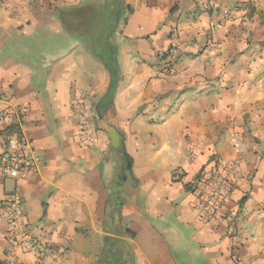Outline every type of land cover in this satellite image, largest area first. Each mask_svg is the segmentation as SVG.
Wrapping results in <instances>:
<instances>
[{
    "label": "crops",
    "instance_id": "1",
    "mask_svg": "<svg viewBox=\"0 0 264 264\" xmlns=\"http://www.w3.org/2000/svg\"><path fill=\"white\" fill-rule=\"evenodd\" d=\"M0 108V161L10 133L41 156L23 178L0 173V203L17 192L18 227L46 247L25 250L0 220V264H264V0H0ZM215 155L239 160L237 187L204 221Z\"/></svg>",
    "mask_w": 264,
    "mask_h": 264
},
{
    "label": "built area",
    "instance_id": "2",
    "mask_svg": "<svg viewBox=\"0 0 264 264\" xmlns=\"http://www.w3.org/2000/svg\"><path fill=\"white\" fill-rule=\"evenodd\" d=\"M225 18H229V10H224ZM174 38L171 40L168 49L163 54L167 61V74L175 73L176 54L179 42L176 39L177 29L173 30ZM7 113L0 108V119L6 117ZM87 140L90 136H85ZM6 144L8 151L0 161V173L5 177L23 178L27 172L35 169L41 164V156L33 145L32 141L18 133L7 135ZM239 151V147L235 146ZM239 160L225 161L215 155L211 167L200 179L201 187L199 196L204 206L201 215L202 220L210 221L220 217L233 201L237 187V173ZM180 173V172H179ZM24 218V206L21 197L17 192H11L6 199L0 203V220L7 221L13 225L9 231V237L13 242L19 244L27 251H46L44 243L38 237L30 234L26 229L18 227V223ZM240 260V256L236 255Z\"/></svg>",
    "mask_w": 264,
    "mask_h": 264
},
{
    "label": "trees",
    "instance_id": "3",
    "mask_svg": "<svg viewBox=\"0 0 264 264\" xmlns=\"http://www.w3.org/2000/svg\"><path fill=\"white\" fill-rule=\"evenodd\" d=\"M106 67H107L108 71L110 72V76H111L110 86H109L108 91L106 92V96H105V98H106V109H107L112 104L113 97H114L115 91L117 89V85H118V81H119V77H120L119 76L120 71H119L118 61H117L116 57H114V54L112 51H111L110 59H108V61H106ZM122 153H123L122 158L124 159V162H125V168L123 170H125L129 164H130V169H131L133 159L126 152L124 143H122ZM126 233L132 234L130 231H126Z\"/></svg>",
    "mask_w": 264,
    "mask_h": 264
},
{
    "label": "water",
    "instance_id": "4",
    "mask_svg": "<svg viewBox=\"0 0 264 264\" xmlns=\"http://www.w3.org/2000/svg\"><path fill=\"white\" fill-rule=\"evenodd\" d=\"M109 131H110V143L112 145L113 148H115L116 150H118V152L122 155V141L121 138L118 134V131L116 129V127L114 125H110L109 126ZM133 187L135 188V181L130 169V164L128 165V167L125 170V178H124V184L122 187L125 189V191L127 193H129V189ZM114 224L116 225L117 228L121 229L120 227V209L117 208L116 209V214L114 217Z\"/></svg>",
    "mask_w": 264,
    "mask_h": 264
},
{
    "label": "rangeland",
    "instance_id": "5",
    "mask_svg": "<svg viewBox=\"0 0 264 264\" xmlns=\"http://www.w3.org/2000/svg\"><path fill=\"white\" fill-rule=\"evenodd\" d=\"M86 8V5L85 6H78L76 9L77 10H80V18L81 17H84V15H87L88 14V12H86V11H84V10H88V9H85ZM90 18H91V15L89 16V19L88 20H90ZM101 20V19H100ZM101 23V22H100ZM99 28H98V31H101L102 30V28H103V25H99L98 26ZM95 30H97V29H95ZM102 32V31H101ZM96 34V33H95ZM97 54H100L101 56H105L106 57V51H105V49H102V48H99V50H97V51H95ZM102 52H103V55H102ZM107 131H108V133H110V131H109V129H107Z\"/></svg>",
    "mask_w": 264,
    "mask_h": 264
}]
</instances>
